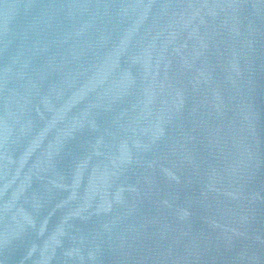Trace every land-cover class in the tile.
Masks as SVG:
<instances>
[{
  "label": "water",
  "instance_id": "obj_1",
  "mask_svg": "<svg viewBox=\"0 0 264 264\" xmlns=\"http://www.w3.org/2000/svg\"><path fill=\"white\" fill-rule=\"evenodd\" d=\"M0 264H264V0H0Z\"/></svg>",
  "mask_w": 264,
  "mask_h": 264
}]
</instances>
